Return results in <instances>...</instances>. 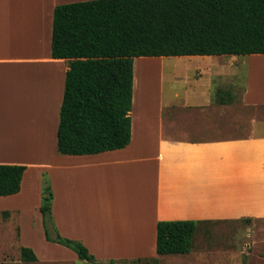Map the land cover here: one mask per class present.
<instances>
[{
  "label": "crops",
  "instance_id": "0c3cea01",
  "mask_svg": "<svg viewBox=\"0 0 264 264\" xmlns=\"http://www.w3.org/2000/svg\"><path fill=\"white\" fill-rule=\"evenodd\" d=\"M89 1L94 0H0V165L26 168L19 193L0 197V224L16 226L20 237L26 178L39 183L43 173L52 180L56 231L81 242L98 263L153 259L162 264L166 255L156 253L161 221H193L196 231L264 221V55L134 58L129 145L95 155L58 152L68 67L51 55L53 11ZM166 77L183 81L184 92L165 95ZM205 79L215 83V97L189 86ZM236 107L257 112L256 118L244 117L245 136L204 138L216 116L226 123L235 120ZM46 151L52 152L47 161ZM32 197L40 201L41 194ZM39 203L32 210H39ZM39 245L60 246L43 239ZM32 251L37 261L31 263L75 260ZM18 256L16 247L3 260Z\"/></svg>",
  "mask_w": 264,
  "mask_h": 264
},
{
  "label": "trees",
  "instance_id": "16d2710c",
  "mask_svg": "<svg viewBox=\"0 0 264 264\" xmlns=\"http://www.w3.org/2000/svg\"><path fill=\"white\" fill-rule=\"evenodd\" d=\"M51 55L67 61L68 67L58 152L76 156L121 150L131 140L134 58L264 55V0H94L59 5L53 11ZM25 170L0 165V197L19 193ZM52 198L46 186L40 206L46 240L96 263L81 242L58 234ZM196 224L158 222L156 253H189ZM20 253L22 261H37L31 249L21 248Z\"/></svg>",
  "mask_w": 264,
  "mask_h": 264
},
{
  "label": "rangeland",
  "instance_id": "374dc122",
  "mask_svg": "<svg viewBox=\"0 0 264 264\" xmlns=\"http://www.w3.org/2000/svg\"><path fill=\"white\" fill-rule=\"evenodd\" d=\"M165 64H175L173 60H165ZM163 63V64H164ZM154 79L158 80L157 77ZM164 89L165 95L170 94V90L176 92L177 94H182L186 84L183 81H172L168 77L165 78ZM192 89L199 90H209L211 95L215 97L217 87L214 83L208 80H203L200 84H190ZM190 88V87H188ZM225 91V88H220ZM242 90V84H237L234 93L236 100ZM179 114V113H177ZM235 120L226 123L220 119V116H216L214 120H211L206 129L212 130V133L204 136L206 139H226V138H238L245 136L248 129V121L246 118H256L257 112L254 109H240L236 107V113L234 115ZM243 116V120H240ZM264 117V112L262 114ZM247 121V122H246ZM178 127H180L178 125ZM170 129L167 128L166 133H170ZM211 132V131H210ZM44 160H49L51 158L52 152H45ZM49 187L52 194L53 185L51 176L47 173H43L40 182L38 183L31 175L26 178L24 184V192L27 198L24 202L27 204L26 215L23 217V223L21 224L20 237L17 236L16 226L1 225L0 224V264H39L24 262L21 257H11L9 261L3 260V255H13L16 253V247L20 251L21 248H28L31 250H36L41 256H55L58 258L75 257L74 261H65L56 264H157L155 260H142L141 262H121V263H89L78 259L77 255L67 247L62 245L59 248H42L40 247V242L43 239L46 240L44 218L39 210H32L33 207L42 203V194L45 187ZM40 192V201H37L32 197V194ZM29 196V197H28ZM52 223L53 218H52ZM49 230V229H48ZM51 232V231H49ZM47 241V240H46ZM49 242V241H47ZM57 244L54 242H49ZM59 245V244H57ZM231 247V249H229ZM239 248L242 253H239ZM64 255V256H63ZM92 255V254H91ZM231 256V258H230ZM68 257V258H67ZM95 258V257H94ZM63 259V258H62ZM178 259H192L191 264H201L202 262H213L212 264H218L217 260L222 261L221 264H264V221H242L237 224H230L226 226L217 225L214 227H209L208 230L198 229L193 237V248L188 254L184 255H166L163 259L162 264H171ZM231 259V260H230ZM60 260V259H59ZM229 263H228V261ZM165 261V262H164ZM227 261V262H225ZM47 264V263H46ZM51 264V263H50Z\"/></svg>",
  "mask_w": 264,
  "mask_h": 264
}]
</instances>
